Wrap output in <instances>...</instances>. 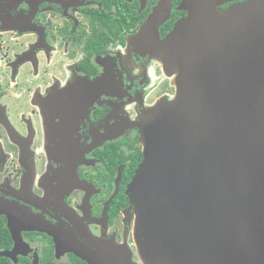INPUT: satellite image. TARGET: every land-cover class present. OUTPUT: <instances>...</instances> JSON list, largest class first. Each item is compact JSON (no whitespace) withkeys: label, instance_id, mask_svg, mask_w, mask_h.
<instances>
[{"label":"flooded vegetation","instance_id":"1","mask_svg":"<svg viewBox=\"0 0 264 264\" xmlns=\"http://www.w3.org/2000/svg\"><path fill=\"white\" fill-rule=\"evenodd\" d=\"M161 1L0 0V252L10 264H89L76 252L144 264L126 188L143 159L136 123L175 94L138 38ZM169 8L159 40L189 15L184 0ZM43 222L70 244L56 247Z\"/></svg>","mask_w":264,"mask_h":264},{"label":"water","instance_id":"2","mask_svg":"<svg viewBox=\"0 0 264 264\" xmlns=\"http://www.w3.org/2000/svg\"><path fill=\"white\" fill-rule=\"evenodd\" d=\"M184 1L189 15L163 40L171 0L138 36L177 87L135 125L143 159L126 194L137 249L144 264H264V0ZM37 229L70 244L65 230Z\"/></svg>","mask_w":264,"mask_h":264},{"label":"trees","instance_id":"3","mask_svg":"<svg viewBox=\"0 0 264 264\" xmlns=\"http://www.w3.org/2000/svg\"><path fill=\"white\" fill-rule=\"evenodd\" d=\"M0 241L1 242L4 241L3 231H1V230H0ZM0 264H10V263L6 257L0 256ZM42 264H51V263L49 261H47V259H46V261L42 262Z\"/></svg>","mask_w":264,"mask_h":264},{"label":"rangeland","instance_id":"4","mask_svg":"<svg viewBox=\"0 0 264 264\" xmlns=\"http://www.w3.org/2000/svg\"><path fill=\"white\" fill-rule=\"evenodd\" d=\"M170 77H172V84L174 85V75H170ZM175 95V94H174ZM174 95H173V97H174ZM172 97V98H173ZM171 98V99H172ZM126 105H129L130 107L132 106V103L131 102H127L124 106H126ZM139 133V132H138ZM132 232H133V234H134V229H132Z\"/></svg>","mask_w":264,"mask_h":264},{"label":"bare ground","instance_id":"5","mask_svg":"<svg viewBox=\"0 0 264 264\" xmlns=\"http://www.w3.org/2000/svg\"><path fill=\"white\" fill-rule=\"evenodd\" d=\"M157 59H158L160 62H162V64H163L164 67H165V65H166L165 62H163V61H162L161 59H159L158 57H157ZM177 72H178V77L180 78V70H178ZM176 77H177V73H176ZM176 87H177V85H176ZM176 87H175V88H176ZM178 89L180 90V85L178 86Z\"/></svg>","mask_w":264,"mask_h":264}]
</instances>
